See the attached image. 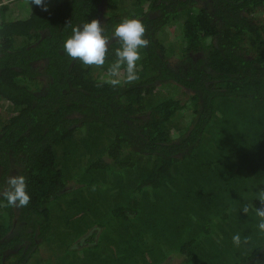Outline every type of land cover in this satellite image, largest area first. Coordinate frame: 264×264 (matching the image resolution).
<instances>
[{
    "label": "trees",
    "instance_id": "trees-1",
    "mask_svg": "<svg viewBox=\"0 0 264 264\" xmlns=\"http://www.w3.org/2000/svg\"><path fill=\"white\" fill-rule=\"evenodd\" d=\"M45 3L0 4V99L12 108L0 116V189L23 174L31 196L25 208L0 197V264H33L62 233L83 245L80 264H162L170 252L180 264H264V0ZM128 15L150 41L140 79L97 87L116 42L103 69L63 42L93 18L111 35ZM237 233L248 243L236 247Z\"/></svg>",
    "mask_w": 264,
    "mask_h": 264
},
{
    "label": "clouds",
    "instance_id": "clouds-1",
    "mask_svg": "<svg viewBox=\"0 0 264 264\" xmlns=\"http://www.w3.org/2000/svg\"><path fill=\"white\" fill-rule=\"evenodd\" d=\"M30 4L48 11L45 0H29ZM70 24V21L69 23ZM146 28L141 19L135 15L124 16L114 25L111 35L105 33L99 19L93 18L71 28V34L63 42V51L72 60H78L86 67L103 69L109 54L112 41L118 45L114 49V57L106 70L100 76L97 87L105 84L116 89L124 84H134L140 79L138 61L141 60V49L148 47L150 41L145 36ZM0 197L6 201L5 207L25 208L31 201L27 191L26 177L23 174H12L6 179L5 186L0 189ZM259 207H254L257 218V228L264 233V187L257 190L256 197ZM241 210L248 214L250 207L245 204ZM233 244L240 247L247 244L248 238L243 241L239 233L233 235Z\"/></svg>",
    "mask_w": 264,
    "mask_h": 264
},
{
    "label": "rangeland",
    "instance_id": "rangeland-1",
    "mask_svg": "<svg viewBox=\"0 0 264 264\" xmlns=\"http://www.w3.org/2000/svg\"><path fill=\"white\" fill-rule=\"evenodd\" d=\"M6 0H0V4L3 3ZM27 2V0H24ZM260 17L262 16L264 18V14L259 15ZM179 34V27L177 24L175 25H169L165 33H163V39L165 43L170 46L171 43H174L175 40L177 39V35ZM169 91V90H168ZM166 92V90L164 91ZM179 90L177 96L181 97L184 95V93ZM185 99V97H183ZM12 108L10 109V106L6 101H3L0 99V116L6 117L12 114L11 112ZM193 117L192 109L188 108L186 110H183L180 113L179 117V122L182 125H187L188 123L191 122ZM64 230V229H62ZM81 241V239H80ZM67 243H69L70 250L71 249H76L77 254L74 253H69L68 248H67ZM82 244H79V241L73 240L71 235H66L65 233H62L59 235V239L53 241L52 243L49 241H46L44 244L40 246V251L33 257L32 263L34 264L35 261H39L40 264L45 263V264H69L70 262H73L74 264H80L82 263L81 261L83 260V254L80 253L79 250L82 249ZM182 261V258L175 252H170L166 260L163 261L162 264H180Z\"/></svg>",
    "mask_w": 264,
    "mask_h": 264
}]
</instances>
